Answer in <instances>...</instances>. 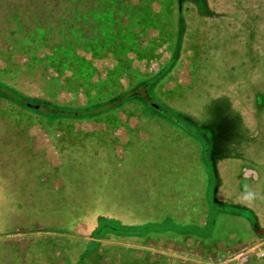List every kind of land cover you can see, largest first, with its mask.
Masks as SVG:
<instances>
[{
  "label": "rangeland",
  "instance_id": "374dc122",
  "mask_svg": "<svg viewBox=\"0 0 264 264\" xmlns=\"http://www.w3.org/2000/svg\"><path fill=\"white\" fill-rule=\"evenodd\" d=\"M187 1L173 2V39H154L159 33L149 28L132 39L135 45L106 39L101 50L90 45L99 39H51L53 47L41 39L35 49L0 9V84L9 100L82 104L83 93L72 95L66 85H78L90 98L107 80L117 85L128 76L117 69L123 52L141 73L154 75L164 64L170 72L165 87L155 79L144 94L167 113L135 96L141 122L121 125L126 143L112 136L116 126L108 120L44 124L64 131L60 138L48 135L58 164L45 156L46 140L37 138L42 121L0 98V117L7 119L0 128L9 121L0 131V264H113L122 255L128 262L137 256L133 262L168 264L172 258L149 257L148 249L137 255L135 245L158 243L160 236L183 243L188 235L208 245L238 242L253 236L256 224L264 228V53L235 39L237 11L221 10L222 0H191L194 9L185 11ZM262 1L253 4L260 13ZM257 26L255 39L264 44V17ZM118 224L131 228L112 231Z\"/></svg>",
  "mask_w": 264,
  "mask_h": 264
},
{
  "label": "trees",
  "instance_id": "16d2710c",
  "mask_svg": "<svg viewBox=\"0 0 264 264\" xmlns=\"http://www.w3.org/2000/svg\"><path fill=\"white\" fill-rule=\"evenodd\" d=\"M255 1L222 0L221 10L223 8L225 12H228L225 6H230L234 12L237 11L235 19L239 24H237V30L234 32L235 39L241 38L246 50L250 48V51L253 52L261 51V56L264 53V44L263 41L255 38L257 37L258 22L264 17V10L261 13L256 8L254 10L253 4ZM153 2L160 3L162 6L160 11L155 12L152 10L151 6ZM173 2L174 0H137L135 2L133 0H61L60 2L58 0H0V9L2 11L6 9L4 14L5 22L8 21L6 23L10 24L13 22L17 24V37L27 40L28 45L33 46L35 49L40 47L41 39H45L43 42L49 47H53L51 39H99L98 41H91L90 45H99L100 47L98 46V48L101 50V45H107L108 43L106 39H119L121 41L119 43L122 46H127L130 41L135 45L136 43L132 39H142L140 37L141 34L149 28H155L159 33L158 37L154 39H173L174 35L171 32V16L174 11ZM188 7L192 8V10L194 9L191 0L187 1L184 7L185 11ZM222 14L225 15L224 13ZM125 17L127 18V24L123 25ZM5 22L3 23L7 26ZM229 25H235V21L228 22ZM10 36H8L9 39L11 38ZM252 40L256 42L255 44L261 46L260 49L256 45L254 50H252ZM246 54L247 52H245ZM123 55L126 56V59H122L117 69H120L119 72L121 74L127 73L126 75H128L127 77L130 81L129 87H124L122 83H119V86H116V84L111 85L107 83V80L103 86L96 88L98 95L88 100V104L95 109H99V111L89 113L91 109L83 107L82 109H77L79 111H76L77 114L75 116H88V118L102 117L108 120L109 123L111 118H115V113L119 109L137 115L138 107L135 104L137 98L134 97H141L142 94V100H145L153 110L160 114L167 113V111L159 106L156 108L153 104L150 105V98H145L144 94L150 90L155 79L163 81V85L164 81L169 77V67L165 64L161 65L158 72L154 73V75H147L141 73L131 65V60L126 53L123 52ZM142 55L146 56L148 53H143ZM137 76L145 77L144 81L140 82L139 80L137 82ZM4 85L0 84V98L7 101L5 105L11 109L23 112V114L29 117L32 115V118L42 121V124L53 123L52 125L54 126L56 122H60L63 114H67L68 116L73 114L72 111L63 110L64 107L61 108L60 105L46 104L38 105L37 108H31L25 104L27 101L22 98L15 100L16 102L9 100L4 95L11 92ZM99 107L104 108L101 110ZM30 110H35L36 112H31ZM97 113V116L91 117ZM49 115H56L58 119L48 118ZM168 116L176 122L174 116L172 117L169 114ZM29 120L26 119L24 124ZM15 121L17 122V120ZM8 122H3L4 126L0 128L2 133L5 132L4 130ZM24 132H26V129ZM115 226L111 228L112 231H123L131 228L130 225L127 227L123 225L120 227L119 224Z\"/></svg>",
  "mask_w": 264,
  "mask_h": 264
},
{
  "label": "crops",
  "instance_id": "0c3cea01",
  "mask_svg": "<svg viewBox=\"0 0 264 264\" xmlns=\"http://www.w3.org/2000/svg\"><path fill=\"white\" fill-rule=\"evenodd\" d=\"M131 58V56H128ZM132 66L136 69H138L136 66H134V63L132 62ZM160 69V68H159ZM158 69V70H159ZM128 78V77H127ZM125 79V77H124ZM128 82V85L130 84L129 79L126 80ZM166 83V81H165ZM165 87V84H163ZM125 87V85H124ZM122 118V124H127V126H132L137 124H140L141 117L139 115H127L123 114ZM133 119H135L133 121ZM102 124V123H100ZM131 124V125H130ZM112 136H114L116 139H119L120 142L123 141V139H127V132L123 128V126H120L118 130H115V132L112 133ZM53 143L50 141V144L45 143V145H42L46 151L49 153H46L45 156H51L56 157L55 164L59 163L58 158V152L57 149L52 145ZM122 145H118L120 149ZM42 147V148H43ZM61 182V181H60ZM254 232L251 233L253 236L248 237L243 240H239L238 242H233L230 240V242H224V240H220L218 242H214L211 244H202L197 240L196 237H190L191 235L186 236L183 238V243L176 242V241H165L162 236L158 237L159 242L152 243V245H135L137 246V250H140L139 248H146L152 252H155L157 256L166 255L169 258H172L173 263H180V264H228L229 256H234L237 254H245L247 256V259L240 264H254L253 261L257 259H261L263 257H260V254H264V228L260 227L258 224L254 226ZM191 232L185 233L189 234ZM255 234V235H254ZM149 238V237H148ZM232 238V235H231ZM166 243H165V242ZM213 245V248H209L208 246ZM166 246L170 249H166ZM250 258V259H249ZM169 262H172L171 260ZM168 264H173L169 263ZM234 264V263H230ZM235 264L237 262L235 261ZM256 264H260V262L256 261Z\"/></svg>",
  "mask_w": 264,
  "mask_h": 264
},
{
  "label": "flooded vegetation",
  "instance_id": "af4514ba",
  "mask_svg": "<svg viewBox=\"0 0 264 264\" xmlns=\"http://www.w3.org/2000/svg\"><path fill=\"white\" fill-rule=\"evenodd\" d=\"M117 64L118 63H115L114 65H113V67H116L117 66ZM102 78V77H101ZM100 78V80H104V79H101ZM104 78H108V75L106 74V76L104 77ZM123 79H124V77H121V78H119V82L117 83V85L119 86V83L121 84L122 82H123ZM125 79H128L127 78V76H125ZM107 83H109V84H111V85H113L112 84V82L111 81H109L108 80V82ZM65 85V84H64ZM116 85V86H117ZM129 86V85H128ZM180 86H184V85H180ZM125 87L127 88V85H125ZM66 89L68 90V92L69 93H71L72 95H76V93H79L80 91L83 93V95L85 96V99H86V101L84 102V103H82V104H78V103H76L75 101H73V99H72V101H70L71 103H69V102H65V104H66V106L64 107V109L63 110H65V111H72V113L74 114H70L71 116H68L67 114H63V117H62V119L60 120V124H62L63 123V125H65V124H68V123H73V124H75V122H83V121H93L94 123H95V121H98L97 123H106L107 124V120L106 119H104V118H102V117H97V118H88V116H86V117H83V116H75L76 114H77V112L76 111H79V110H77L76 108H83V107H88V108H90V109H93V111H91V112H89V113H94V112H96L97 110L99 111V109H95V108H93L91 105H89L88 104V100L90 99V96H88V91H85L83 88L82 89H80V87L77 85V87H75L74 86V84L73 83H68L67 85H66ZM80 89V90H79ZM52 91L53 92H55V96H57L56 95V93L58 92L57 91V89H56V87L55 88H52ZM92 93V92H91ZM73 98V97H72ZM1 104V103H0ZM4 104V103H3ZM25 104L28 106V107H31V106H29L28 104H31V103H28V102H25ZM37 107H38V104H37ZM31 108H34V107H31ZM63 108V107H62ZM2 109V108H1ZM1 109H0V111H1ZM85 113H87V114H89L88 112H85ZM120 113H121V115H120ZM127 114V115H129V116H131V115H135V114H131L129 111H123V110H121V109H119V110H117L116 111V113H115V118H111V122H113L112 124H114L115 126H116V128H115V130H118L119 129V127L122 125V116H123V114ZM98 115V113L97 114H95V115H93V116H91V117H95V116H97ZM94 119H95V121H94ZM3 120H7L6 119V117H4L3 115L0 117V121H3ZM107 121V122H106ZM2 122H0V124H1ZM58 122H56L55 124H57ZM54 124V125H55ZM105 124V125H106ZM110 124V123H109ZM41 126H43V129H44V133L43 134H41V133H38L37 134V138H39L40 137V139H43V140H46V141H51L50 139H48V135H49V133L51 134V133H53L54 135H55V137H57L58 136V138H60L61 136H63V134L62 133H64V131H59L58 129L59 128H57V129H52L51 127H47V126H45L44 124H41ZM64 127V126H63ZM105 127V128H104ZM103 127V129H108L106 126H104ZM128 127H134V125H132V126H128ZM135 127H137V124L135 125ZM95 129H97V128H95ZM101 129V128H100ZM100 129H98V130H92V131H99ZM55 130V131H54ZM79 131V130H78ZM85 132V131H84ZM89 132V131H88ZM66 134H67V132H65ZM31 136V135H30ZM32 137H33V135H32ZM32 137H30V140H31V142H32V140H33V138ZM46 141H44V143H42L41 144V146L42 145H45V143H47ZM126 141H127V139L125 140V141H122L123 143H126ZM52 142V141H51ZM52 143H54V142H52ZM45 147V146H44ZM43 147V148H44ZM96 239H94V241H95ZM130 249H133V248H130ZM147 248H146V246H144V248H142V249H140V250H137V249H135L136 251H135V253H137V255H140V254H142V252L144 251V250H146ZM132 253H133V251H132ZM150 256L149 257H152V258H155V252H152V251H150V250H148V252H147ZM117 254V253H116ZM118 254H120V253H118ZM121 255V254H120ZM260 257H263L264 258V254H260ZM137 258V256L136 257H134L133 259H132V262H128V259L126 258V256L125 255H122V257H121V260H120V262H118V263H113V264H140V263H136V262H133V261H135V259ZM229 261H230V263H235V261L237 262V264H240V263H243L246 259H247V256L245 255V254H242L240 257H237L236 255H234V256H229ZM250 259V258H249ZM174 260V259H173ZM173 260L171 259V261L172 262H169V263H173Z\"/></svg>",
  "mask_w": 264,
  "mask_h": 264
},
{
  "label": "water",
  "instance_id": "95a60500",
  "mask_svg": "<svg viewBox=\"0 0 264 264\" xmlns=\"http://www.w3.org/2000/svg\"><path fill=\"white\" fill-rule=\"evenodd\" d=\"M28 105L31 106V107L37 108V105H34V104H28ZM153 106L156 107V108H158V106L155 105V104H153Z\"/></svg>",
  "mask_w": 264,
  "mask_h": 264
},
{
  "label": "built area",
  "instance_id": "2783aa9c",
  "mask_svg": "<svg viewBox=\"0 0 264 264\" xmlns=\"http://www.w3.org/2000/svg\"><path fill=\"white\" fill-rule=\"evenodd\" d=\"M261 254H262V253H261ZM241 255H242V253H241V254H237L236 256H237V257H240Z\"/></svg>",
  "mask_w": 264,
  "mask_h": 264
}]
</instances>
